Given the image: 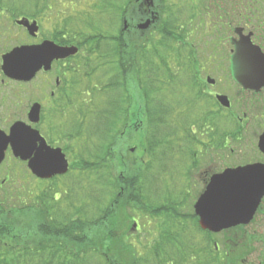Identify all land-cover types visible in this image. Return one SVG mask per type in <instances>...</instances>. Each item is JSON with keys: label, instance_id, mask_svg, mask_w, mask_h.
Here are the masks:
<instances>
[{"label": "trees", "instance_id": "16d2710c", "mask_svg": "<svg viewBox=\"0 0 264 264\" xmlns=\"http://www.w3.org/2000/svg\"><path fill=\"white\" fill-rule=\"evenodd\" d=\"M135 1L129 0V3L137 13ZM125 2L97 0L92 5L93 10H76L82 17L83 37L89 41L87 36L91 33L97 32L100 36L99 33L110 28L104 29L102 21L113 25L124 17ZM97 11L107 12L106 17L98 18L101 14ZM262 12L259 11V15ZM172 29L171 22L162 28V38L167 40L163 42L153 35L141 36L140 40L131 36L128 46L124 41L114 47L109 42L103 43L104 49L99 50L94 60L96 69L92 70L104 69L105 79L108 70L114 71L119 82H104L99 89L91 88L90 93L84 90L90 98L83 101L81 120L75 126H81L80 132L88 136L82 144L92 153L91 161L82 164L84 177H77L85 192H77L75 185L62 193L47 187L40 190L32 205L19 207L8 205L6 198H0V264H264V247L258 251V263L251 261L256 234L237 235L249 225L220 233L204 230L194 208L191 210L190 205H186L184 196L169 195L167 203H162L156 198L158 194L146 188L151 177L145 176L155 178L160 174L156 163L176 159V154L182 151H197V145L203 148L204 135L209 136L211 149L216 137L225 147L231 139L226 123L233 106L223 109L227 111L224 124L220 110L219 113L210 107L196 110V98L187 97L177 89L181 88L182 79L191 76L192 70L186 69L184 75L176 68L181 71L178 75L170 65L174 61H169L170 57L176 54L175 43L181 38L188 40L177 31L173 36ZM125 70L130 87L145 88V124L149 129L145 134L140 133L138 145L134 146L142 156L131 159L127 167L120 162L121 170L117 175L113 171L118 167L113 165L119 158L116 152L123 154L129 150L119 138V132L130 123L129 112L125 96L115 94L126 87L122 81ZM111 125L119 127L117 132L111 130ZM128 154L135 155L131 150ZM145 155L149 161L144 159ZM137 212L152 218L165 217L159 236L153 242L143 241L140 231L133 234L127 230Z\"/></svg>", "mask_w": 264, "mask_h": 264}, {"label": "flooded vegetation", "instance_id": "af4514ba", "mask_svg": "<svg viewBox=\"0 0 264 264\" xmlns=\"http://www.w3.org/2000/svg\"><path fill=\"white\" fill-rule=\"evenodd\" d=\"M37 1L38 4H36ZM181 1L178 0V3L171 5V7L167 0H137L135 1L136 13V10L130 6L129 0H126L122 26H118L116 30L108 29L103 34L99 33L100 36L97 32L95 34L91 33L87 36L91 39L88 41L82 34L81 15L67 14L66 7L68 2L78 6L89 3V0H0V134L9 136L12 128L17 124H22L21 127L23 128L38 130L49 146L62 149L69 162V170L66 173L54 175L53 177H68L74 173L79 177L82 172L77 170L74 164L77 155L80 154L79 158H81V151L77 149L75 151L66 150L64 145L53 143L49 138V133L60 130L69 134L72 138L79 136L81 126L65 124H67L69 117L79 115L81 118L82 116L83 83L92 85L93 80L109 82L110 84L119 82V78L118 81L115 79L114 71L108 70V77L105 79L104 69L92 70L96 69L94 60L98 57L99 50L104 49L103 43L109 42L110 46L114 47L116 43L120 44L121 41H124L128 46L131 36L140 35L146 38L155 35L156 37L161 35L160 31L170 20L173 24L171 34L177 35L175 32L177 31L179 35L188 37V40L184 42L180 39V42L185 46H177L175 54L184 66L200 65L202 68H206L210 64L213 65L211 67H216V62L219 61L220 64L229 66L231 70V56L234 50L231 41L232 38H239V34L236 32L237 28L242 29V34H251L252 42L259 45L264 52V10L261 7L259 8V0H219V4H215L217 0H212L213 2L208 0H185L188 4L184 6H181ZM222 2L226 5H222ZM259 11H263L261 15H259ZM184 15H186V19H183ZM196 15L200 16V20L194 27L191 22L194 21ZM148 19L152 20L150 30L140 29L138 27L139 23ZM174 19H176V22ZM236 20L237 22L234 25ZM125 21L128 22L127 25ZM185 23L187 26H185ZM221 24L222 26L228 25L230 31L234 33L233 35L230 33L226 37L227 40L229 38V44L231 45L229 56L217 60L215 54L209 52L208 57H202L201 61H198V58L194 56L199 55L198 48L194 46V43L197 44L193 36L197 32L194 30L200 32L202 30L203 33L209 36L212 27L221 26ZM202 27L204 29H201ZM90 42L91 44H88ZM206 42L209 44V40H206ZM214 43L218 44V42ZM42 44H45V56L48 62L37 68L33 76L27 79H18L9 76L4 71V58L13 50ZM67 47H76L78 50L74 54L61 57L60 48ZM126 72L125 70L122 80L125 84L129 82ZM215 83H209L210 87L202 84L199 91L217 101V96L224 93L212 90ZM240 90L242 93L252 95V101H255L254 98H259L261 104L250 112H248L250 106H244L243 114L237 115L235 142L245 140L246 130L248 125L252 124L251 121L258 124L264 122V88L259 93L253 90H244L241 87ZM127 97H125L126 107L132 125L128 123L119 132V138L121 139L131 132L145 134L149 129L145 124V93L143 92L137 98L135 97V103L130 101V96ZM254 103L256 104V101ZM246 107H249V109H245ZM33 109L39 110V120L37 122L30 117ZM252 126H256V124H252L250 127ZM263 133L264 130L257 134L256 143L248 142L245 145L249 149L245 150V146L241 147L240 158L242 161L236 166L264 163V152L259 148L260 137ZM141 137L144 138V135ZM203 141V148L197 145V151L193 152L191 150L189 153L193 159L195 154L202 155L203 158L205 155H210L209 136L204 135ZM220 145H222L221 141ZM34 146L29 151L30 158L25 160L14 153L9 142L5 146L4 159L0 162V174L4 166L12 165L19 168L26 167L29 175L38 177L29 167L30 160L37 153ZM135 150V148H132L131 152ZM224 151H226L225 146L219 151H215L213 153L215 159L223 161ZM197 163L199 162L197 161ZM215 173L218 172L208 165L204 170V177H211ZM4 177L8 179L10 174L6 172Z\"/></svg>", "mask_w": 264, "mask_h": 264}, {"label": "rangeland", "instance_id": "374dc122", "mask_svg": "<svg viewBox=\"0 0 264 264\" xmlns=\"http://www.w3.org/2000/svg\"><path fill=\"white\" fill-rule=\"evenodd\" d=\"M167 1L170 6L178 3V0H167ZM208 1L213 2L212 0H208ZM260 2L262 3L261 9L264 10V0ZM94 3L95 0H89V3L87 4L76 6L68 2L66 7V13L77 14L76 10L78 11L80 10L82 12L86 9H92V5ZM36 4H38V1ZM186 4L188 3L185 0L181 1V6H184ZM215 4H219V0H217ZM222 5H226V4L222 2ZM97 13H100L103 18H105L107 15V12H103V11H97ZM183 17H184L183 19H186V15H184ZM199 20H200V16L196 15L194 17V21H192L191 24L195 27L196 24L199 23ZM122 22H123L122 17L118 18L115 24L113 25H110L109 23H105L102 21V27L106 30L108 29V27H110L109 29L116 30L118 26L120 27L122 26ZM236 22L237 20L234 22V25L236 24ZM182 23L184 22L182 21ZM185 26H187L186 23ZM201 29L204 28L202 27ZM194 31L197 32V33L193 32L196 33L193 36H194V40L197 42V44L194 43V46H196L199 50V55H194V56L198 58V61L199 60L201 61L202 57H208L209 52L214 53L215 54L214 56L217 60L220 58H224L225 56H229L231 45L229 44V38L227 40L226 37L230 35V33L232 35L234 33L230 31L228 25L222 26L221 24V26L219 25L216 27L213 26L212 30L209 33V36L206 33H203L202 30L201 32L199 30H194ZM162 35L163 34L161 33V35H157L155 38L158 41L159 40L160 41L162 40V42L167 41L166 38H162L163 37ZM150 36L152 37V35ZM137 37L138 40H140L141 36L137 35ZM185 40L186 39H182V42H184ZM206 40H209V44H207ZM214 42H218L219 45L218 44L216 45V43ZM147 43H150V40L147 41ZM175 44L176 47L183 46V44L179 40ZM149 46L150 44L147 45V47ZM174 49L176 50V48ZM172 58L170 57L169 61L174 60L173 62H170V65L174 70L176 68L180 69L184 75L186 73V69L192 70L191 76L190 77L187 76L185 77L186 79L185 78L182 79L180 81L181 88L177 87V89L183 91L185 96L187 97L194 99L196 98L195 100H197V102L195 103L196 105H194V108L196 107V110L201 109V107H204V110L207 109L206 107H210L212 110L214 109L217 112L219 110V107H217L218 104L214 99H212L207 94L199 91V88H201L202 84L210 87V85H208L209 83H207V79L209 77H211L216 81L215 87H213L212 90L214 89L216 91H222L225 95H227L230 98L233 105V108L231 110L232 115L228 114L227 123L225 118V115H227L226 113L227 111H223V109H220V112L223 115V120L221 122L224 124L226 123L227 134L231 135V139L228 143V146L225 147L226 151H224L222 155L224 156L223 161L222 160L219 161L215 159V156L213 155L215 151H219L223 147V145H220L219 137H216L213 140V142L215 141V147L213 149L210 148L209 156L205 155L203 158L202 155L195 154V159H193L188 152L183 153L182 151L176 154V159H172L169 161L167 160L166 162L163 163V164L167 163V165L156 163L155 164V166H157L156 169L160 174L155 176V178H153L152 175L145 176V177H151L149 182L146 184V188L148 191H151L152 194L155 195L158 194V196H156L158 202L167 203L166 202L167 198H170L171 196L180 195V197L184 196V200L187 201L186 205H190L189 209L192 210L194 202L198 198L199 194L204 190L205 185L209 179V177H204V170L206 169V167L209 165L211 168H214L217 172H220L227 167H235L237 164H239L242 161L240 158V154H241L240 150H242L241 147L247 145L248 142H251L253 144L257 142V134L262 130H264V122L263 123L260 122V124H258L251 121L252 124H256V126L250 127L252 124L248 125V129L246 130L245 140L243 139V141L241 140L240 142H235V135L232 134L236 131L237 115L240 116V114L241 115L243 114L244 106H250V110L248 112L254 111L256 107L260 106L261 104L260 99L254 98V100L256 101L255 104L254 103L255 101H252L251 99L252 95L242 93L239 85L231 78L230 67L227 65L225 66L224 64H220L219 61L216 62L217 63L216 67H211L213 65L208 64L206 68H202V66L200 65L198 66L182 65L180 61L177 59V56L175 54L174 57ZM194 60L197 61L196 59ZM160 68L161 67H159V69ZM180 70H175V72L179 75L181 72ZM193 76H194V83L192 84ZM136 81H138V79H136ZM190 82L192 85H187V83L190 84ZM102 83L104 82H101L100 80L98 81L93 80L92 85H87L83 83L81 107L83 106V101L84 100L86 101L90 98V95L87 94L91 92L90 89L93 87L99 89ZM84 90L88 92L86 93L84 92ZM144 90L145 88L143 86L140 88H136L134 86L130 87V84H127L126 82V87L122 88L121 90L115 91V94L121 93L122 96L123 97L125 96L126 98H128L127 96H130L131 98L130 101H132V103H135V97L137 98L139 94L141 93L143 94ZM199 93L201 95H199ZM196 95H199L200 97H196ZM153 101L157 102L156 100ZM207 101H209L210 104L209 103L207 104ZM241 103L243 104V106L241 105ZM245 109H249V107H246ZM78 116L79 115L69 117L68 122L65 125H71V124L76 125L77 121L79 122L81 120L80 116L79 117ZM111 126H112L111 130L115 132H117V130L119 129V127H115L114 125ZM72 133H74V131H72ZM131 133L129 135H126L125 138H122L124 140L121 142L122 145H126L127 149L129 150H131L134 146L138 145V139L140 137V133L139 134L138 133L131 134ZM78 134L79 136H76V138H72L69 134L63 133L60 130L57 132L56 130V132L54 133L51 134L49 133V138L53 143H57L58 145H64V148L66 150L71 149L72 151H75L77 149L81 151L80 152L82 153L81 158H79L80 154L76 156V162L74 166L77 167L76 168L77 170L82 172L83 170L82 164H84L87 160L91 161L90 156L92 155V153L87 151L82 144L88 136L86 137L85 134L81 132ZM245 148H246L245 150L249 149V147L247 148V146H245ZM129 150L128 152L124 151L123 154L120 152L118 153L116 152V154L119 155V158L117 161L113 163V165L117 164L118 167L116 169L114 168L113 171L114 173H117V175L119 173V170H121V167L119 165L120 162H123L124 165H126L127 167V164L131 163L130 162L131 159L136 158V156L138 158L142 156V152L140 150L136 149L135 151H133L132 153L135 155L132 156L128 154ZM124 156H125V160H124ZM144 159L146 161H149L147 155H145ZM196 160L199 163H196ZM156 169L154 168L155 171ZM6 172L10 174V177H8V179H6L7 177H4ZM86 175L85 177H87ZM77 177L78 176L74 173V174H70L68 177H58L51 180H42L37 177H33L29 175V172L27 171L26 167L19 168L17 166L7 165L3 167V170L1 171L0 174V198H6L8 205L15 204L17 205V207H19V206H26L28 204L32 205L36 201L37 195L40 194V190L47 187L52 188L54 191H58L62 193L63 191L67 190L68 187L74 188L71 185H75L77 187L76 189L77 192L80 193L85 192V190L82 189L81 184H79ZM79 177H84V176L81 174V176ZM182 190H183V195L181 194ZM261 209L262 211H260L257 214V217L255 218L253 224L247 226L246 227L247 229L237 232V235L241 233H243L244 235L247 234L250 235L251 233H253V235L254 233L256 234L257 238L254 244L255 254L251 256V261L254 260V263H258L259 261L258 251L262 250L264 247V201L262 203ZM185 211L186 210L180 212L183 213ZM135 220L138 221V226H140L138 227V231L136 230V228H134V230L131 231V229H133L132 222L128 224L127 230L130 229L129 232L130 233L132 232L133 234H137L140 231L139 236L143 241H145V239H148L152 242L155 240L156 237L159 236L160 227L163 226L164 221H166L165 217L152 218L151 216H147L145 214L142 215L141 212H137L135 214ZM253 235H251V237H254ZM219 238L223 239V236H220Z\"/></svg>", "mask_w": 264, "mask_h": 264}, {"label": "water", "instance_id": "95a60500", "mask_svg": "<svg viewBox=\"0 0 264 264\" xmlns=\"http://www.w3.org/2000/svg\"><path fill=\"white\" fill-rule=\"evenodd\" d=\"M148 1V0H147ZM152 23L148 19L138 25L140 29H148ZM127 25V22L125 21ZM125 25V26H126ZM238 39L232 38L234 45L231 56L232 78L244 90H253L256 93L264 88V52L261 47L254 44L251 34H242V29L237 28ZM76 47L60 48V56L65 57L77 52ZM11 58V59H9ZM45 44L39 46H25L13 50L4 58V71L11 77L27 79L33 76L36 69L47 63ZM209 83H215L211 77ZM218 101L226 108L231 106L227 95H218ZM32 120H39V110H32ZM22 124L15 125L9 136L0 134V162L4 159L5 146L10 142L13 151L23 159H29V151L33 147L19 150L13 140L16 131L20 132ZM34 135V148L37 150L35 157L30 160L29 167L41 179H51L54 175L64 174L69 170V162L61 148L49 146L38 130L30 129ZM39 142V145H38ZM259 148L264 152V133L260 137ZM55 153L53 163L47 159V153ZM264 198V163H254L246 166L226 168L222 172L213 174L199 194L194 210L199 217V225L204 230L220 233L224 230L239 225H248L254 219L258 208ZM210 209L206 211L205 209ZM136 226V225H135Z\"/></svg>", "mask_w": 264, "mask_h": 264}, {"label": "snow or ice", "instance_id": "6c2138e0", "mask_svg": "<svg viewBox=\"0 0 264 264\" xmlns=\"http://www.w3.org/2000/svg\"><path fill=\"white\" fill-rule=\"evenodd\" d=\"M11 59V58H9ZM34 134L30 132L28 128H23L20 127V132L17 133L14 136L15 139L13 140V143H15L16 148L19 149L20 151L23 149L30 148L34 146V140L31 139V137ZM43 152L47 153V159L50 160L53 163H58V161L55 160V153H48L47 149H44ZM206 211H210V209H205Z\"/></svg>", "mask_w": 264, "mask_h": 264}, {"label": "bare ground", "instance_id": "6f19581e", "mask_svg": "<svg viewBox=\"0 0 264 264\" xmlns=\"http://www.w3.org/2000/svg\"><path fill=\"white\" fill-rule=\"evenodd\" d=\"M145 21H143V22H140L139 24H141V23H144ZM150 26H151V24H150ZM150 26H149V28L148 29H144V30H150Z\"/></svg>", "mask_w": 264, "mask_h": 264}]
</instances>
